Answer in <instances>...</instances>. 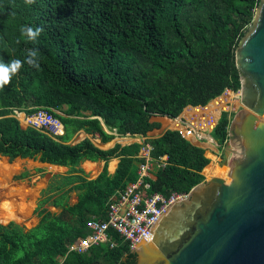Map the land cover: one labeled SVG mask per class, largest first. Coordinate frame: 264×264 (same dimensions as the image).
<instances>
[{"label":"trees","instance_id":"16d2710c","mask_svg":"<svg viewBox=\"0 0 264 264\" xmlns=\"http://www.w3.org/2000/svg\"><path fill=\"white\" fill-rule=\"evenodd\" d=\"M259 2L0 0V59L24 61L30 49L39 57V69L23 63L0 88V155L70 168L42 191L35 226L0 223V264L135 263V253L118 235L114 247L94 245L83 253L67 249L105 219L110 196L138 178L135 163L143 143L101 149L87 137L69 141L81 129L104 143L115 133L147 137L160 131L158 118H175L188 105L204 106L227 88L236 92L235 50ZM22 26L43 31L28 40ZM39 107L62 122V135L22 126L12 114H30ZM231 117L222 112L211 132L220 146L228 139ZM144 142L152 145L153 158L167 156L144 178L150 192H188L205 179L202 171L210 162L205 150L176 130ZM113 157L119 158L113 174L105 164L96 178L88 179L79 167L85 159ZM72 190L77 201L70 204Z\"/></svg>","mask_w":264,"mask_h":264},{"label":"water","instance_id":"95a60500","mask_svg":"<svg viewBox=\"0 0 264 264\" xmlns=\"http://www.w3.org/2000/svg\"><path fill=\"white\" fill-rule=\"evenodd\" d=\"M235 64L241 104L219 163L229 180L211 176L173 201L131 249L134 264H264V0L237 45Z\"/></svg>","mask_w":264,"mask_h":264},{"label":"built area","instance_id":"2783aa9c","mask_svg":"<svg viewBox=\"0 0 264 264\" xmlns=\"http://www.w3.org/2000/svg\"><path fill=\"white\" fill-rule=\"evenodd\" d=\"M233 93L234 91L227 88L206 105L193 106L186 121H182L175 130L187 140L192 136L200 139L210 136L221 112L232 115L235 112L233 109H227L230 102L228 98ZM18 112L15 110L16 114ZM23 120L26 126L42 129L52 136H59L64 132L62 122L43 107L37 108L30 114L23 112ZM142 143L138 156L140 159L137 168L138 178L110 196L105 209V219L92 224L90 232L77 242L69 244L67 253H83L91 246L100 244L114 247L117 245L116 235L122 242H126L131 250L137 247L158 217L173 201L187 197L188 192H172L166 196L149 191L150 184L144 180L145 176L148 172L155 171L156 167L163 166L166 161L162 156L153 158L152 145L149 142L142 141Z\"/></svg>","mask_w":264,"mask_h":264},{"label":"crops","instance_id":"0c3cea01","mask_svg":"<svg viewBox=\"0 0 264 264\" xmlns=\"http://www.w3.org/2000/svg\"><path fill=\"white\" fill-rule=\"evenodd\" d=\"M192 109H193V106L188 105L182 110V112L177 116V118H172V119L158 118L159 122L161 123L160 131H157L154 134L147 136V137H157V136L161 135L162 132L167 130V129L175 130V128L179 124H181L182 121H186V119L188 118V113L191 112ZM12 114L15 115L19 119L22 126H26V124L23 120V112H18V114H16L15 110H14ZM217 114H218V112H217ZM85 137L90 138L91 141L94 143V145H96L97 147H99L101 149H109V148L113 147L116 143L120 144L121 146L129 145V144L134 143V142L142 143V141L146 140V138H147L146 136L144 137L141 135H130V134L118 135L115 133V136L112 140L104 143L100 140V138L97 135L92 136L90 134H87L83 129H81L73 135V137L69 141V143L75 144V143L81 141L82 139H84ZM202 139H205L206 143L200 142L201 139L196 138L195 136L190 137L188 140L194 145L208 146L207 149L205 148L206 149L205 150V156L208 157L209 160L211 159L210 157H212L213 155H217L219 153L217 151V149L219 150V148H223V146H220V145L217 146L215 143H213L210 136H205ZM209 149L214 151L215 154L212 153ZM209 155H211V156H209ZM0 156L3 157L4 159H6L7 163L9 165H11L12 171H13V178L16 180H20V181L24 182V181H28L29 178L34 177L35 184L33 186H35V185L38 186L39 185L38 182H41V178L44 176L46 177L45 182L41 183L38 186V191H37L36 197L34 199L35 201L32 205L31 214L33 215L34 223L31 226H29V228H31L37 224L38 219H39L36 216V214L34 213V209L36 208L38 201L42 196L41 195L42 191L44 189H46L48 187V185H50V181H52V179L54 177L57 176V178H58V177H61L64 175H68L70 173L69 172L70 168L68 166H64V165H57V164H50V163H46V162H40L38 159H33L30 157H24V158L16 157L15 159L10 161L7 156H3V155H0ZM138 156H139V152L137 154V158H139ZM162 157L165 159V161L167 160L166 155H163ZM213 157H215V156H213ZM139 161L140 160L138 159L135 163L137 168H138ZM118 162H119L118 157L110 158L107 161H104V160L92 161V160L85 159V160H82L80 162L79 167L83 170V173L86 176V178L92 179V178H96L99 175V173L102 171L105 164L107 165L108 173L113 174L115 172L117 165H118ZM157 169L158 168L156 167L155 171ZM203 171H204V169H203ZM203 171H202V173H204ZM24 173H27V175L25 177L17 178V176L22 175ZM69 186H67V187L65 186L63 189L65 190V189L69 188ZM76 194H77L76 191H74V190L70 191V196L68 199V202L70 204H73L77 201V195ZM2 201H8V200L7 199H0V202H2ZM8 202L13 207H15L10 201H8ZM45 206L51 211H58V209H56L55 207H53L52 205H50L48 203L45 204ZM17 216L19 217V219L21 218L19 215H17ZM19 219H7L4 221L0 220V223L4 224V223H7L9 221H15L16 223L20 224V222H17Z\"/></svg>","mask_w":264,"mask_h":264},{"label":"rangeland","instance_id":"374dc122","mask_svg":"<svg viewBox=\"0 0 264 264\" xmlns=\"http://www.w3.org/2000/svg\"><path fill=\"white\" fill-rule=\"evenodd\" d=\"M228 100L230 101L227 105V109H233L237 112L240 109V99L238 91L234 92ZM229 139L223 144V148L217 149L219 152L217 155H213L215 157H210V162L208 163H215L219 166L224 160L226 146L229 145ZM200 142L206 143L205 139H201ZM206 150L205 148H203ZM210 150V149H209ZM212 153L215 154L214 151L210 150ZM208 154V153H207ZM211 156V155H209ZM207 165V166H208ZM220 167V166H219ZM220 174H211L212 176H220L224 179L226 178L227 172L223 175L222 168H220ZM211 175L205 174V179L211 177ZM46 177L41 178V182H38L39 185L45 182ZM34 177L29 178L28 181H20L13 178V171L11 165H9L3 157L0 156V199H7L10 201L15 207H13L8 201L0 202V217L7 216V219H19L17 215L21 218L17 221L20 222L21 225L26 226L29 228L34 223L33 215L31 214L32 205L34 203V199L36 197L38 186H33L35 184ZM229 180V177L226 178ZM9 210V213L6 212ZM53 210V209H52ZM17 214V215H16ZM6 219V220H7ZM24 219V220H23Z\"/></svg>","mask_w":264,"mask_h":264},{"label":"clouds","instance_id":"9594fccd","mask_svg":"<svg viewBox=\"0 0 264 264\" xmlns=\"http://www.w3.org/2000/svg\"><path fill=\"white\" fill-rule=\"evenodd\" d=\"M27 4L33 3V0H25ZM43 31L42 28H33L31 26H22L21 32L28 38V40H35L39 34ZM23 63H27L39 69V57L36 50H28L24 61L20 59H11L8 62H4L0 59V88L9 84L13 75L22 67Z\"/></svg>","mask_w":264,"mask_h":264},{"label":"bare ground","instance_id":"6f19581e","mask_svg":"<svg viewBox=\"0 0 264 264\" xmlns=\"http://www.w3.org/2000/svg\"><path fill=\"white\" fill-rule=\"evenodd\" d=\"M223 171V169H222ZM204 174L206 175H211V174H220L221 173V170H220V167L218 165H216L215 163H211L209 164L208 166H206L204 168ZM226 173V172H225ZM212 176V175H211Z\"/></svg>","mask_w":264,"mask_h":264},{"label":"flooded vegetation","instance_id":"af4514ba","mask_svg":"<svg viewBox=\"0 0 264 264\" xmlns=\"http://www.w3.org/2000/svg\"><path fill=\"white\" fill-rule=\"evenodd\" d=\"M234 113V112H233ZM219 149H221V148H219Z\"/></svg>","mask_w":264,"mask_h":264}]
</instances>
